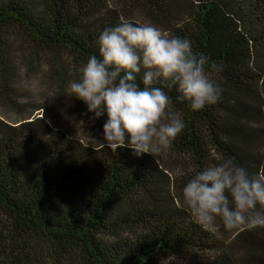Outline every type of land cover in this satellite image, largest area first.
<instances>
[{"label":"trees","instance_id":"1","mask_svg":"<svg viewBox=\"0 0 264 264\" xmlns=\"http://www.w3.org/2000/svg\"><path fill=\"white\" fill-rule=\"evenodd\" d=\"M121 18L188 38L219 69L220 99L200 111L164 89L185 128L155 157L52 117L67 101L76 122L93 117L66 87ZM224 157L264 163V0H0V264H264V227L206 229L182 201L188 170Z\"/></svg>","mask_w":264,"mask_h":264},{"label":"clouds","instance_id":"2","mask_svg":"<svg viewBox=\"0 0 264 264\" xmlns=\"http://www.w3.org/2000/svg\"><path fill=\"white\" fill-rule=\"evenodd\" d=\"M98 55L88 56L79 78L66 94L82 101L102 125L104 145L112 152L131 149L135 156L155 155L184 130L165 88L192 111L215 105L221 89L210 78L218 71L188 38L162 31L151 23L121 18L95 40ZM181 197L191 218L206 229L217 221L226 231L264 227V163L255 174L231 157L198 170L190 168Z\"/></svg>","mask_w":264,"mask_h":264},{"label":"rangeland","instance_id":"3","mask_svg":"<svg viewBox=\"0 0 264 264\" xmlns=\"http://www.w3.org/2000/svg\"><path fill=\"white\" fill-rule=\"evenodd\" d=\"M34 86H36V84ZM52 113L53 119L57 121L59 125L67 128L73 135L88 140L94 144L104 142L103 133L93 130L95 118L90 116L89 118L76 122V119L74 118L76 113L73 110V105L68 101L63 108L55 109Z\"/></svg>","mask_w":264,"mask_h":264}]
</instances>
